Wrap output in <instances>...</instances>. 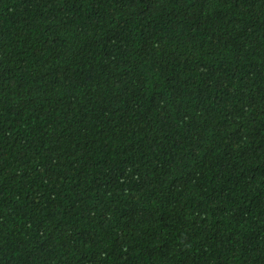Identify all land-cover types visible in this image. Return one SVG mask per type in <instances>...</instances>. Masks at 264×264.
Segmentation results:
<instances>
[{
  "label": "trees",
  "instance_id": "obj_1",
  "mask_svg": "<svg viewBox=\"0 0 264 264\" xmlns=\"http://www.w3.org/2000/svg\"><path fill=\"white\" fill-rule=\"evenodd\" d=\"M0 264H264V0H0Z\"/></svg>",
  "mask_w": 264,
  "mask_h": 264
}]
</instances>
